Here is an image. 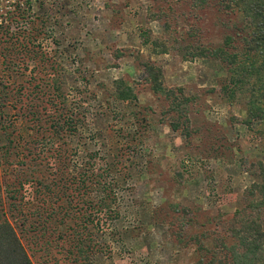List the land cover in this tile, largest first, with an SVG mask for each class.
<instances>
[{
	"label": "rangeland",
	"instance_id": "obj_1",
	"mask_svg": "<svg viewBox=\"0 0 264 264\" xmlns=\"http://www.w3.org/2000/svg\"><path fill=\"white\" fill-rule=\"evenodd\" d=\"M235 22L217 0H0V222L31 264L231 263L264 124L190 51ZM53 85L84 110L73 130L53 131Z\"/></svg>",
	"mask_w": 264,
	"mask_h": 264
},
{
	"label": "trees",
	"instance_id": "obj_2",
	"mask_svg": "<svg viewBox=\"0 0 264 264\" xmlns=\"http://www.w3.org/2000/svg\"><path fill=\"white\" fill-rule=\"evenodd\" d=\"M217 1L238 15V23H233L236 28L235 37L225 35L221 44L211 48L195 46L190 54L219 59L226 73V81L218 87V92L228 100H237L240 105L243 103L245 116L242 121L246 125L252 120L264 124V0ZM234 41L239 42V45H235ZM8 63L12 64V61H3L5 68H11ZM146 68L152 90L165 93L168 98L170 97L171 108L178 109L179 102L175 101L178 97L173 96L171 90H161L158 69L151 65H146ZM53 80L56 81V78ZM115 84L117 87H123L115 91L116 98L133 97L130 87L124 85L120 79L116 80ZM58 86L53 85L49 94L51 99L57 97L60 102L58 115L52 126L56 134L63 129L73 130L81 121L77 114L82 115L84 111L82 108L79 109L80 112H75L74 108L69 109L66 106L67 95ZM77 106L78 104L75 105ZM171 126L175 128L176 124L172 123ZM250 166L252 169H248V172L253 180L246 193L254 200H249L248 206L255 213L246 215L239 228L234 230L233 235L239 251L233 250V246H230L232 249L230 264H264V226L258 221L257 215L258 209H264V161H257ZM218 262L221 264L220 259ZM0 264H31L7 220L0 222Z\"/></svg>",
	"mask_w": 264,
	"mask_h": 264
}]
</instances>
